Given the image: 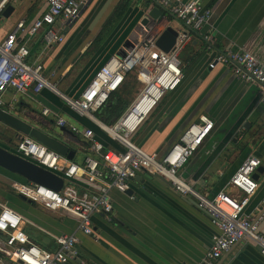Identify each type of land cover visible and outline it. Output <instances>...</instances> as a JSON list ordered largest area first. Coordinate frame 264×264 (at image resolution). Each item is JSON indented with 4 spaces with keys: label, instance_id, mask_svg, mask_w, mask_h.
<instances>
[{
    "label": "crops",
    "instance_id": "0c3cea01",
    "mask_svg": "<svg viewBox=\"0 0 264 264\" xmlns=\"http://www.w3.org/2000/svg\"><path fill=\"white\" fill-rule=\"evenodd\" d=\"M95 1L91 0L85 11L89 12ZM143 3L131 0L116 31L110 29L100 37L98 32L103 22L95 33H88L98 25L89 29L92 19L85 28L80 27L82 23L78 19L62 28L56 22L64 34V41L50 47L45 46L41 34L30 39L18 34V42L26 40L29 48L27 62L42 63L57 92L43 88L37 93L31 90L20 93L7 88L2 94L4 104L1 109L21 112L28 124L65 142L74 152L72 158L66 159L74 163H83L88 154L87 140L82 134H74L69 125L81 131L90 129L98 141L113 147V142L99 125L73 112L61 94L77 96L107 58L123 56L125 50L144 34L143 30H135L142 10H147ZM11 5L14 10L6 18L4 29H0V41L20 19L29 24L38 16L45 9V0H15ZM204 5L211 9V15L199 33L191 32L183 24L178 27L174 17L165 12L155 24L157 31L171 26L189 33L180 60L183 76L176 89L168 91L144 119L133 140L147 153L161 155L183 130L200 122L201 115L206 116L212 121V127L199 148L179 169V175L196 191L211 197L225 188L247 156H255L262 171L256 180L258 188L245 210L254 214L264 197V91L256 82L237 78L231 65L218 63L209 68L204 64L215 51L247 50L264 65V0H204ZM15 11L17 14L11 19ZM120 30L121 34L117 35ZM203 35L208 36L206 41L202 39ZM181 91L180 99L173 103ZM43 108L49 109L47 115L41 113ZM57 116L63 117L67 125L58 127L55 124ZM12 134L14 132L0 121V142L14 150L17 139L23 134L9 139ZM165 180L138 173L129 180L130 193L111 189L112 219L94 215L93 235L76 230L75 221L60 212L28 203L14 190L15 183L26 182L2 167L0 202L24 217L25 234L42 248H55L52 234L74 233L78 238L77 255L67 264H199L208 252L211 235L216 229L196 206L192 196L177 193ZM70 183L80 194L94 193L93 186L84 179L72 178ZM261 229L264 230V222ZM8 251L0 234V252ZM220 261L222 264H264V256L254 244L242 239L224 253Z\"/></svg>",
    "mask_w": 264,
    "mask_h": 264
},
{
    "label": "built area",
    "instance_id": "2783aa9c",
    "mask_svg": "<svg viewBox=\"0 0 264 264\" xmlns=\"http://www.w3.org/2000/svg\"><path fill=\"white\" fill-rule=\"evenodd\" d=\"M13 0H0V16ZM91 0H45V9L29 24L24 19L6 33L0 41V108L2 94L7 88L16 92H39L43 88L57 92L49 80L42 63L29 64V48L25 41L18 42L22 33L28 39L41 34L46 47L64 41L60 28L72 25ZM148 2L146 11L158 6L162 12L173 16L191 32L199 33L211 15L204 0H140ZM59 24L58 28L55 24ZM157 22L150 21L144 34L133 42L123 56L111 55L92 74L77 96L61 97L67 106L80 116L96 122L112 140L124 147L116 151L98 141L90 129L80 130L69 125L74 134H82L87 140L88 154L82 164H77L59 155L54 150L22 135L15 143L16 152L23 158L53 172L61 173L63 185L59 191L33 182L14 184L17 194L29 199L44 209L60 212L73 219L76 230L93 235L92 217L97 214L112 219L111 189L126 192L129 180L138 173L159 175L165 178L174 191L190 195L215 227L211 235L208 252L199 264H222L221 257L239 240L254 244L264 256V197L258 202L256 212L246 213L251 197L258 188L253 178L259 160L247 156L230 177L224 189L208 197L196 191L179 175V169L199 148L207 136L212 121L201 115L198 123L183 130L178 138L161 154L147 153L132 139L144 119L155 109L168 91L176 89L182 79L179 53L189 39L187 30L175 29L176 39L168 52L158 48L156 38L161 33L155 29ZM202 39L206 41L207 35ZM210 46H207L209 48ZM231 65L234 75L245 82H256L264 91V65L247 50L216 52L208 63ZM136 75L141 88L129 101L114 123L107 125L99 121L95 112L102 108L111 94L124 84L128 74ZM41 113L47 115L48 108ZM58 127L67 125L63 117L57 116ZM72 178L84 179L93 186V194H80L70 183ZM24 217L0 202V234L9 251L0 252V264H67L77 255L78 238L74 233L52 234L55 243L48 250L32 242L23 230Z\"/></svg>",
    "mask_w": 264,
    "mask_h": 264
},
{
    "label": "water",
    "instance_id": "95a60500",
    "mask_svg": "<svg viewBox=\"0 0 264 264\" xmlns=\"http://www.w3.org/2000/svg\"><path fill=\"white\" fill-rule=\"evenodd\" d=\"M112 1L113 0H105L103 2L101 7L97 10L95 15L93 16L89 25V29H93L99 23L102 16L104 15V12L109 7ZM13 10L14 7L11 4H8L2 12V17L8 18ZM141 13H142L141 18L136 26L137 29H135L136 31L143 30L146 24H148L150 21L157 22L160 19L162 11L158 6H154L146 12L145 11L143 12L142 10ZM176 35H177V31L174 28H172L171 26H166L156 38L155 44L161 50L168 52L175 42ZM215 54L216 51L211 54L208 60H206L204 67H208V63L212 60ZM181 95H182V91L176 96V98L173 100V103L179 100ZM0 121L5 126V128H8L9 130H12L14 132V134H12V136H10L9 139L15 138L19 134L28 135L32 139L54 150L59 155L64 156L67 159L72 158L74 152L70 150L69 146L65 142L60 141L57 138L50 136L28 124L27 121L24 120V118H22L21 112L11 113L4 111L0 108ZM4 135H10V134H4ZM0 167L22 177L24 180H26V182H33L39 185H44L56 191H59L63 185V179L61 177V173L50 171L49 169L43 168L21 157L16 152L15 149L14 150L9 149V147L2 145L1 142H0ZM261 171H262V167L258 166L256 172L253 174V178L255 180H257L258 173H260ZM156 176L163 178L162 176L159 175ZM126 193H130V190H127ZM21 197L24 200H26L28 203L32 204V202L29 199H26L23 196Z\"/></svg>",
    "mask_w": 264,
    "mask_h": 264
},
{
    "label": "trees",
    "instance_id": "16d2710c",
    "mask_svg": "<svg viewBox=\"0 0 264 264\" xmlns=\"http://www.w3.org/2000/svg\"><path fill=\"white\" fill-rule=\"evenodd\" d=\"M130 1L131 0H118L116 2V4L114 5L111 12L109 13L106 20L101 26L98 32L99 36L100 34L103 33V28H105V26H107L109 22L113 20H117L119 18L122 19L124 15H126L128 8L130 7ZM143 4L146 7L148 6V2H144ZM131 74L133 73H130L127 75L126 80L124 84L122 85V87L118 91H115L111 94L110 98L105 103V105L95 112V116L99 121L103 122L104 124L110 125L114 123L116 118L125 109V107L127 106L129 102L128 96L131 94V91L134 88L135 83L136 82L139 83L137 79L135 78V76H133L134 74L133 75ZM112 142L114 144L113 147H111L112 149L116 151L124 150V147L122 145H120L119 143L115 141H112ZM19 178H21L24 182H26V180H24L22 177L19 176Z\"/></svg>",
    "mask_w": 264,
    "mask_h": 264
},
{
    "label": "rangeland",
    "instance_id": "374dc122",
    "mask_svg": "<svg viewBox=\"0 0 264 264\" xmlns=\"http://www.w3.org/2000/svg\"><path fill=\"white\" fill-rule=\"evenodd\" d=\"M13 1H15V0H13ZM17 1V0H16ZM19 1H21V0H19ZM23 1V0H22ZM135 2H136V0H134ZM139 1V0H138ZM104 2V0H97V1H95V5H94V7L91 9V10H89V12L86 10H84L83 12H82V14L79 16V18H78V20H80L81 21V28H85V26L87 25V22L88 21H90V19H92V17L95 15V13L97 12V10H98V8H99V6L102 4ZM116 2H117V0H113L112 2H111V4L109 5V7L106 9V11L104 12V15L102 16V18H101V20L99 21V23H98V25L92 30V31H90V32H88V33H91V32H93V33H95L96 31H97V29L99 28V25L101 24V22H103L104 23V21L106 20V18H107V16L109 15V13L111 12V10H112V8L114 7V5L116 4ZM15 14H17L16 13V11L12 14V16H11V19L12 18H14L15 17ZM124 17H125V15H124ZM123 17V18H124ZM10 19V20H11ZM7 19L6 18H3V17H0V29L1 30H3L4 29V22L6 21ZM121 19L119 18V19H117V20H113V21H111V22H109L108 23V25L107 26H105V28H103V33L102 34H100V36H103L105 33L107 34L108 33V31L111 29V31H116V28H118V26H119V21H120ZM173 21H174V23L178 26V27H182V24L178 21V20H176L175 18H173ZM88 30H86V32H87ZM130 31H132V29L130 30ZM130 31H129V33H130ZM102 32V31H101ZM119 34H121V30H120V32L117 34V35H119ZM124 34V33H123ZM99 36V37H100ZM98 39V38H97ZM119 47V46H118ZM179 59L182 61V57H183V54H182V50L180 51V53H179ZM131 75H133V74H131ZM133 76H135V78H136V75L134 74ZM130 80H131V78H130ZM139 88H141V84L140 83H135V85H134V88L132 89V91H131V94L128 96V99H129V101L133 98V96L137 93V91H138V89ZM129 103V102H128ZM55 130H59V128L58 127H55ZM132 139H135L134 138V136H133V138ZM135 142V141H134ZM138 144V143H137ZM140 144V143H139ZM138 144V145H139ZM38 235H40V233H38L37 231H35Z\"/></svg>",
    "mask_w": 264,
    "mask_h": 264
}]
</instances>
